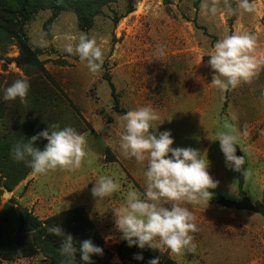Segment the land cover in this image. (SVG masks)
Returning a JSON list of instances; mask_svg holds the SVG:
<instances>
[{
  "label": "rangeland",
  "instance_id": "374dc122",
  "mask_svg": "<svg viewBox=\"0 0 264 264\" xmlns=\"http://www.w3.org/2000/svg\"><path fill=\"white\" fill-rule=\"evenodd\" d=\"M250 3L255 9L251 13L239 9V0H113L87 29L80 27L70 4L63 11L37 10L21 26L7 17L8 23L0 24V134L24 119L32 122L37 134L53 124L70 126L85 135L87 155L78 170L31 173L11 192L0 188V202L12 199L18 210L40 221L83 207L111 250L122 240L113 212L130 187L140 192L146 188L147 161L140 164L121 154V118L130 110L151 106L164 120L157 134L170 131L173 148L190 147L207 155L209 174L218 182L210 190L213 198H247L264 207V64L251 82L227 92L211 85L214 73L208 65L218 40L244 32L255 36V56L264 61V0ZM11 32L37 49L47 74L35 67H16L19 49L9 38ZM81 33L95 38L104 52L99 73H91L78 56L65 51ZM161 45L164 57L157 54ZM25 77L30 82L28 102L4 100L5 88ZM230 128L238 132L237 148L246 161L240 173L242 194L239 173L226 168L216 141ZM100 176L112 177L121 185L120 192L97 201L92 188ZM182 206L195 216L196 251L175 255L163 249L176 264H264L263 217L212 202ZM29 264L52 261L40 253Z\"/></svg>",
  "mask_w": 264,
  "mask_h": 264
},
{
  "label": "clouds",
  "instance_id": "9594fccd",
  "mask_svg": "<svg viewBox=\"0 0 264 264\" xmlns=\"http://www.w3.org/2000/svg\"><path fill=\"white\" fill-rule=\"evenodd\" d=\"M239 9L253 12L250 0H239ZM214 13L215 7L211 8ZM229 12H234L229 7ZM256 38L251 33H234L218 40L209 54L208 65L213 71L211 85L221 92L235 89L241 83L251 82L264 64L255 56ZM65 51L78 56L88 70L99 73L104 63V52L95 38L81 33L78 41L68 43ZM157 54L166 55L164 46H158ZM30 82L25 77L17 79L4 90L6 101L19 100L28 102ZM123 131L119 137V148L126 159H135L137 163L147 166L144 171L146 188L140 192L130 187L125 194L123 204L114 213L115 228L121 233V239L129 248L137 247L167 249L175 255L194 253L196 244L194 235L198 231L195 216L186 204L208 206L213 198L218 182L209 174L207 155L193 148H173L174 139L170 131L157 134L158 127L164 122L161 115L151 106L130 110L121 118ZM233 119H236L233 116ZM155 128V131L152 129ZM40 139L47 144L40 150L34 145ZM238 132L230 128L218 135L220 151L225 159V166L241 173L245 157L237 156ZM87 140L84 134L75 128H61L53 124L51 129L31 137L27 141L13 146L11 157L17 163H24L36 176L47 175L55 170L75 171L82 167L87 155ZM121 185L110 176H100L94 183L92 195L97 201L113 197L120 192ZM57 236L63 237L61 255L75 264V254L71 235H66L61 227L49 229ZM106 239H111L108 237ZM104 250L96 246L91 239L80 241L79 253L83 264H93L91 257L103 256ZM134 259L142 261V255ZM149 264H160L159 257Z\"/></svg>",
  "mask_w": 264,
  "mask_h": 264
},
{
  "label": "trees",
  "instance_id": "16d2710c",
  "mask_svg": "<svg viewBox=\"0 0 264 264\" xmlns=\"http://www.w3.org/2000/svg\"><path fill=\"white\" fill-rule=\"evenodd\" d=\"M113 0H0V24H7L9 18H14L19 25H23L37 10L52 9L63 11L66 4L74 9L81 28L87 29L91 21L101 8ZM131 12V8L127 10ZM1 28V25H0ZM10 39L17 42L19 54L15 58L18 68H37L42 74H47L42 62L38 59L37 49H31L21 34L11 32ZM112 91L113 87L110 85ZM37 135L29 119H24L11 129L0 134V188L11 192L32 171L24 163H17L11 157V150L19 142L27 141ZM34 147L43 150L45 140L40 139ZM237 156H241L237 148ZM243 176L238 174L239 193H243ZM213 204L224 208L244 210L260 215L264 218V207L261 203H251L247 198L240 202L214 197ZM61 227L66 235L73 238L75 264H83L80 260V241L91 239L96 246L101 247L103 256L91 257L93 264H149V261L159 257L160 264H176L167 252L161 249L141 250L137 247L129 248L122 240L115 243L111 250L104 246L103 239L90 220L83 207L62 211L44 221L38 220L27 211H20L14 206L12 199L0 202V260L13 262L24 258H32L38 254L49 257L52 264H71V261L61 255L60 249L63 237L57 236L49 229ZM135 255H142L143 260L137 261Z\"/></svg>",
  "mask_w": 264,
  "mask_h": 264
},
{
  "label": "crops",
  "instance_id": "0c3cea01",
  "mask_svg": "<svg viewBox=\"0 0 264 264\" xmlns=\"http://www.w3.org/2000/svg\"><path fill=\"white\" fill-rule=\"evenodd\" d=\"M32 172H30L29 174H28V176L31 174ZM27 176V177H28ZM26 177V178H27ZM25 178V179H26ZM24 179V180H25ZM21 183V182H20ZM19 183V184H20ZM30 259H32V258H24V259H20V260H16V261H13V262H7V261H3V260H0V264H29V262H30Z\"/></svg>",
  "mask_w": 264,
  "mask_h": 264
},
{
  "label": "water",
  "instance_id": "95a60500",
  "mask_svg": "<svg viewBox=\"0 0 264 264\" xmlns=\"http://www.w3.org/2000/svg\"><path fill=\"white\" fill-rule=\"evenodd\" d=\"M6 195H7V193H6ZM6 195H4V196H6Z\"/></svg>",
  "mask_w": 264,
  "mask_h": 264
}]
</instances>
